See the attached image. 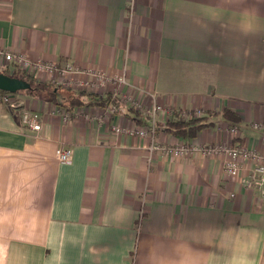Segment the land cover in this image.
Returning a JSON list of instances; mask_svg holds the SVG:
<instances>
[{
	"label": "crops",
	"instance_id": "obj_1",
	"mask_svg": "<svg viewBox=\"0 0 264 264\" xmlns=\"http://www.w3.org/2000/svg\"><path fill=\"white\" fill-rule=\"evenodd\" d=\"M0 48L57 68L1 55L0 67L63 87L80 88L96 70L127 77L94 89L118 88V105L79 107L68 120L49 98L0 102V264H264L252 163L231 178L222 155L150 152L148 137L112 128L141 127L126 115L133 99L144 112L154 103L201 115L230 107L240 124L215 115L197 139L264 152L254 125L264 124V0H0ZM67 64L77 70L63 73ZM189 64L204 68V93L175 86ZM25 107L40 112L41 130L23 125ZM172 117L159 112L157 127ZM61 146L71 161L58 160Z\"/></svg>",
	"mask_w": 264,
	"mask_h": 264
},
{
	"label": "built area",
	"instance_id": "obj_2",
	"mask_svg": "<svg viewBox=\"0 0 264 264\" xmlns=\"http://www.w3.org/2000/svg\"><path fill=\"white\" fill-rule=\"evenodd\" d=\"M0 55L4 56L7 61L15 60L22 67L32 68L36 66L37 69H47L53 70L57 68L54 63L47 64L43 62H39L36 65H33L28 59L23 57L22 55H13L10 52H6L0 48ZM61 70L63 73L75 72L77 69H73V65L67 64L66 67H62ZM61 71V72H62ZM93 80H87L84 85L79 84L80 88L90 87L95 88V86H103L111 82H116V84L122 85L123 83H127V77L125 73L108 76L103 71L96 70L92 72ZM53 83L65 84L62 81H54ZM80 83V82H79ZM67 86V84H66ZM106 92V90H105ZM114 95H118V88H115L112 92ZM125 99L128 97L124 96ZM0 102L9 104L11 107L15 108L20 106L18 101L14 99V93L6 92L0 90ZM132 106H136L141 110H145L142 106V103L137 102L136 100H132ZM159 112L174 115L176 110L167 109L161 104L154 103L151 109L147 110L145 113L151 116V123L149 126H121L119 124H113V130L118 133H128V134H138L141 137H148L149 143L146 148L150 152L161 151L166 155H170L173 157H186L190 154H202L206 156H215L217 153L221 152L225 154V172L226 174L233 178L240 175L242 170L245 167L246 163H252V169L250 173L249 184L251 188H254L257 192V195L260 198H264V152L260 151L256 148H251L247 145H228V144H215L208 143L202 144L197 142L196 140L192 142H185L179 139L176 143L172 144H164L160 142L156 138V129H157V115ZM186 115V111H183ZM196 115H201V111H196ZM71 114L69 112L64 111V118L68 120ZM189 116V115H187ZM22 123L26 128L33 130H41L42 122H41V114L38 110H31L29 108H23L21 112ZM256 128L264 129V124L255 123ZM234 133L236 130L234 128L231 129ZM264 144V137H263ZM57 158L60 162H69L71 161L73 150L71 148L66 147H58L56 150Z\"/></svg>",
	"mask_w": 264,
	"mask_h": 264
},
{
	"label": "trees",
	"instance_id": "obj_3",
	"mask_svg": "<svg viewBox=\"0 0 264 264\" xmlns=\"http://www.w3.org/2000/svg\"><path fill=\"white\" fill-rule=\"evenodd\" d=\"M0 72L28 81L31 86L25 90V93L35 97L49 98L52 103L65 112H72L79 107L88 105L107 108L116 106L121 102L120 97L114 95L112 92L101 93L98 91L63 87L53 82L39 79L22 70L17 65H14V68L2 66L0 67ZM218 114H221L230 127L237 126L242 120L240 114L230 107H225L220 112L208 110L205 115H196L193 110H186L185 115L180 110L176 111L173 117L164 123L163 127H157L156 130L164 129V131L185 142H192L197 139L204 128L214 123L209 119ZM126 115L140 126H149L151 123V116L136 106H128Z\"/></svg>",
	"mask_w": 264,
	"mask_h": 264
},
{
	"label": "rangeland",
	"instance_id": "obj_4",
	"mask_svg": "<svg viewBox=\"0 0 264 264\" xmlns=\"http://www.w3.org/2000/svg\"><path fill=\"white\" fill-rule=\"evenodd\" d=\"M187 70L184 69V66H180L177 70H176V76L179 78V82L177 84H175V86H177L178 89H182L180 91L182 92H185V93H188V94H191V91H183V89L185 87H188L192 90H195V93L194 94H201V93H204L205 92V83L204 81H201V77L205 74L204 71V68H201V67H196L195 69V66H193L192 64H189L188 66H186ZM175 73V72H174ZM194 78V79H192ZM197 81H196V80ZM82 90L85 89V90H90V87H87V88H81ZM92 89H99L95 86V88H92ZM177 89V90H178ZM22 93H25V90H19L17 93L15 94H22ZM197 142L199 143H202V144H208V143H205V142H201L199 141L198 139H195ZM211 143H215V144H228V145H235L231 142H225V141H215V142H211ZM191 155H196V154H190V155H187V156H191ZM198 155H201L203 157H215V156H218V155H222L226 161V157H225V154L224 153H217L215 156H206V155H202V154H198ZM225 161H224V167H225Z\"/></svg>",
	"mask_w": 264,
	"mask_h": 264
},
{
	"label": "water",
	"instance_id": "obj_5",
	"mask_svg": "<svg viewBox=\"0 0 264 264\" xmlns=\"http://www.w3.org/2000/svg\"><path fill=\"white\" fill-rule=\"evenodd\" d=\"M30 86V83L22 78L0 72V90L15 94L19 90L29 89Z\"/></svg>",
	"mask_w": 264,
	"mask_h": 264
},
{
	"label": "flooded vegetation",
	"instance_id": "obj_6",
	"mask_svg": "<svg viewBox=\"0 0 264 264\" xmlns=\"http://www.w3.org/2000/svg\"><path fill=\"white\" fill-rule=\"evenodd\" d=\"M67 87V86H66ZM78 89H81V88H78ZM91 91H95V90H91Z\"/></svg>",
	"mask_w": 264,
	"mask_h": 264
}]
</instances>
